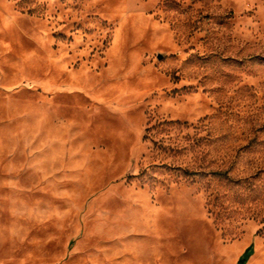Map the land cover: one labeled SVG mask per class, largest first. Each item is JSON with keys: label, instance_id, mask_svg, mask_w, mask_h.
Wrapping results in <instances>:
<instances>
[{"label": "rangeland", "instance_id": "1", "mask_svg": "<svg viewBox=\"0 0 264 264\" xmlns=\"http://www.w3.org/2000/svg\"><path fill=\"white\" fill-rule=\"evenodd\" d=\"M0 264H264V0H0Z\"/></svg>", "mask_w": 264, "mask_h": 264}]
</instances>
